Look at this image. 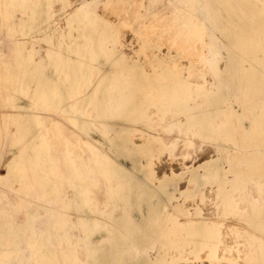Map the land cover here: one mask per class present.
Returning <instances> with one entry per match:
<instances>
[{
  "label": "rangeland",
  "instance_id": "1",
  "mask_svg": "<svg viewBox=\"0 0 264 264\" xmlns=\"http://www.w3.org/2000/svg\"><path fill=\"white\" fill-rule=\"evenodd\" d=\"M15 1L11 5L9 0H0L3 8H0V33H3L0 34V264H86L88 243L94 232L93 221L87 218L93 216L95 204L92 200L95 196L93 180H100V175L102 180L110 179L109 168L106 167V162H109L106 155L108 145L104 139L109 137L111 127L118 131L126 130L121 123L127 121L134 132L144 133L151 139L159 138L150 140L157 148L163 146V141L170 148L179 147L176 168L180 171L181 166L183 169L192 163L195 165L198 160L194 153L200 146L201 137L199 128L190 123L191 113L209 111L206 103L209 104L210 99L219 93L224 109L212 117L215 125L219 121L216 129L219 133L222 117L229 116L228 102L232 103L234 96L236 100L240 96L242 103L245 102L241 96L245 85L241 83L237 88V84L230 81L225 41L217 30L218 26L223 31L222 24L228 21L214 18V14L220 11L225 17L236 13L220 9L221 5L215 0L213 4L212 0H183L187 5L178 0ZM257 4L256 7H264L262 0ZM236 19L233 18L232 27H244L238 26L242 22ZM123 22H127L126 25ZM252 27L258 35L255 38H261L264 44L258 25L254 22ZM23 80L29 84L28 87L31 85L30 89L26 90L27 85L21 84ZM4 85L11 86L12 91L6 90ZM224 88L227 92L223 97ZM7 91L16 98L17 107L12 119L8 117L5 99H1L8 94ZM251 104L240 109L247 111ZM212 112L213 108L210 109ZM96 124L98 127L94 126ZM183 138H190L191 143ZM142 141L146 142L145 139ZM113 143L116 147L115 140ZM216 148H222L221 141L216 142ZM95 165L99 169L96 175ZM168 165L164 162L163 168L159 169L168 172ZM239 169L244 170V167ZM194 175L200 178L204 174L195 169ZM135 178L138 180V175ZM117 179L121 182L124 176L119 174ZM75 191L79 193L76 199L81 202L69 203L68 200H73L74 196L68 198V193ZM100 198L105 200L104 192ZM102 203L98 202L97 206H105L102 209L104 214L110 204ZM69 215L83 216L90 226L84 229L83 221Z\"/></svg>",
  "mask_w": 264,
  "mask_h": 264
},
{
  "label": "crops",
  "instance_id": "2",
  "mask_svg": "<svg viewBox=\"0 0 264 264\" xmlns=\"http://www.w3.org/2000/svg\"><path fill=\"white\" fill-rule=\"evenodd\" d=\"M234 10L238 15L236 20L242 22L241 25L238 26H247V21L244 23V20L242 18H239L241 17V11L244 10L243 6H241L240 4L235 5ZM233 21L234 20L232 19V22ZM238 87L239 85H237V88ZM242 90L243 89H238V91ZM245 90L246 88L244 89V91ZM226 92L227 90L224 88L222 90L223 97L225 95L224 93ZM234 98L232 99V103H236L235 106H237L239 109L241 106L248 107V104L253 102L244 100L245 102L242 103V101L240 100V96L239 98L237 97L239 100H236ZM242 118L243 119L239 121H234V119L230 116H228L227 118L225 116L222 117L220 121V137H216L219 136L216 135L219 134L216 133L219 121H216V123L218 124L215 125V121L211 119L210 122L214 131L212 133H206L208 134L206 135L208 137L200 133V146L196 151L198 153H194V155H196L197 157L199 154V156H201V159H199L198 157L195 165H193L192 163L183 167V169L181 166L180 171H177L176 168V166H178L176 147V149H173L169 146H166L167 144L164 145V143L161 148H157L155 144L150 143V140H158L159 138L155 137L151 139L144 133L134 132L132 128V131H130L128 128V125L130 124L127 123V121L121 123L125 125V128H127L126 130L118 131L115 128L111 127L109 137H106L104 139L105 141L107 139L111 141L110 144L108 142V144L106 143V145H108V154L106 155L108 156L109 160V162H106V167L109 168L110 179H104L103 182L101 181L102 178L100 175V180H96L95 178V181L93 180L99 185L96 183H94L96 185L93 184L95 206L92 211L93 216L87 217L88 219L93 221L92 225L94 232L91 240L88 243L89 257L86 261V264H264V204L263 206H261L263 201L262 199L264 198V152L261 153V157L263 158L262 162L258 163L259 165L257 169L252 170L248 165V162L253 160L258 155L259 146H264V120L257 119L256 116L251 113H248ZM190 123H194L191 117ZM246 125L249 126L246 127ZM228 126L231 129V133L229 132L231 134V138L233 140L241 141V143L243 144V148L239 149L232 147L227 153L229 164L225 165V169L222 170L220 174L217 173L211 174V176H207L205 183L199 186V192H197L196 194H191V192L196 188V184L195 182L189 180L191 173H188V170H191L194 167L200 165L199 173L204 174L205 169L204 167H201V164L217 156L216 142L230 139L228 137L227 131H223V129L226 130ZM117 139L128 141L129 150L135 147L139 148L140 146H145L148 149H144V154L139 156V158H130L131 153L129 151L124 152L122 150H118L113 145V141ZM144 139L146 141L145 143L144 141H142ZM182 140L183 139H181V142ZM184 140L188 139L185 138ZM186 142L191 143V140H188ZM174 145L176 146L178 144L174 143ZM203 147L205 149L209 148L207 149L208 151H203ZM172 150L173 152H171ZM202 151L206 153H203ZM207 152H211V154H208ZM201 153L203 154L201 155ZM207 155L208 157H210L208 158ZM237 161L246 163L243 164V167L246 172L248 171V174L235 173L233 172V170H231V166L234 165L231 163H236ZM164 162L170 164L168 165L170 166L168 172H163L164 170L161 171ZM119 165H122V170H119ZM106 167L104 168L105 170H107ZM159 167H161V169H159ZM98 170L99 169L97 165H95L94 173L97 172L95 173V175L98 174ZM127 171L136 173V175H138L139 187L136 186L137 188H158L168 178H172L176 181L178 189L174 191L175 199L173 202L174 204H179V208L176 209L167 207L166 205L164 206L165 208L162 207L161 212L159 211L157 215L153 217L155 220L154 227L156 230V234L151 239H144V237H142L139 241H136L133 236L131 237L130 228L128 224L125 223L130 219H133L137 222L140 219V222L141 220L143 221L144 219L150 218L148 211H129L128 205L134 202V198H137L138 200L143 199L144 192L143 190H136L134 192V196L129 193V188L131 185ZM119 174L124 176V180H122L121 182H119V180L117 179ZM106 175L107 174H105V176ZM252 184H254L256 188L252 186ZM250 185L254 189L250 187ZM249 190H251L250 194H248ZM103 192L105 197L104 201L100 198ZM105 193L107 195H105ZM78 194L79 193H76V191L74 193H68V198L74 196V199H69L68 202L77 204L80 203L81 200L76 199L77 196L79 197ZM252 194L253 196H251ZM259 195L262 198H259ZM98 196L100 199H98ZM237 196L242 200V203L246 205V207L248 208L247 210L249 211H237L238 209L235 207V202L238 199ZM208 197L210 198L208 199ZM96 200L97 202H95ZM98 200L99 204L102 202H104V204H110V209H108L104 214L102 213L103 211L101 206H97ZM206 201L207 203H205ZM258 202L260 204H258ZM205 206L206 209L209 210V213L208 211H205L206 209H204L203 211V208ZM182 207L185 209L184 212L180 211ZM213 207L218 209H214ZM219 209L223 210V212ZM224 211L225 213H227L225 214ZM206 214L210 215L207 217ZM215 214H217L216 217ZM227 215H230V218L232 217L231 219H233V217H238L237 219H240V221H238L239 223L244 221L245 219V221L240 224L246 225L250 233L252 231V234L255 233V236L253 235L252 237V239L254 240V246L251 247L252 252H250V250L247 255L243 252V250H241L242 248L240 246H232L234 248H232L231 246V248L224 246L222 247V236L224 234L223 225H226L225 221L227 222L228 220ZM69 217L72 219L81 220L83 221V225L90 226L87 220L83 218V216L79 217V215H69ZM108 220L110 222H108ZM115 221L118 222V224H115ZM201 227H203L204 230L201 231ZM229 230H231V228H229ZM200 234L205 237L206 243L203 246H201V244L195 246L193 242L197 243L199 241L198 237ZM246 234L248 233H245L244 235ZM219 238L221 239V241L219 240ZM239 247L240 249H238ZM222 249L223 251H225L223 252ZM229 249H231V251ZM227 251L230 252L228 253ZM200 255L201 258L199 257ZM241 256L244 258H242ZM213 257H217L215 258L216 261ZM239 257H241L242 259H240ZM186 258L192 259H189L191 260L189 261L188 259L186 260ZM226 261H228L229 263ZM73 264L79 263L75 262Z\"/></svg>",
  "mask_w": 264,
  "mask_h": 264
},
{
  "label": "bare ground",
  "instance_id": "3",
  "mask_svg": "<svg viewBox=\"0 0 264 264\" xmlns=\"http://www.w3.org/2000/svg\"><path fill=\"white\" fill-rule=\"evenodd\" d=\"M111 1V0H110ZM125 1V0H124ZM171 1H173V0H171ZM177 1V0H176ZM178 1H183V0H178ZM185 1H187V0H185ZM185 1H183L182 2V4L184 5V4H188V3H186ZM262 1H264V0H262ZM15 0H9V3L11 4V5H14L15 4ZM41 2V1H40ZM39 2V3H40ZM155 2V1H154ZM162 2V1H161ZM164 2V1H163ZM174 2V1H173ZM215 2H218L219 3V5H221V7H220V9L221 8H223L224 10H226V11H229V12H232V13H235V10H234V7H235V5H238V4H240L241 6H243V8H244V10L243 11H241V17H239V18H242L243 20H244V23L247 21V26H244V27H242V28H240V29H235L234 27H232V19L233 18H237L238 17V15L236 14V15H232V14H229V15H227V17H225L224 15H221L220 14V9L219 8H217V9H219V10H217L216 8H213V10L214 11H220L218 14H214V18H215V20H218V19H221V20H227L228 21V23H225V24H222V27H223V31H220L219 29H218V24H216V26H217V30H218V32L220 33V35L222 36V38H223V40L225 41V47H226V51H227V62H228V65H229V78H230V81H232V82H234V83H236L237 85H240L241 83H243L244 85H245V88H246V90L244 91V92H242L241 93V96H242V99H244V100H249V101H253L252 103L253 104H251V106L247 109V111H244V110H241V109H239L237 106H235V105H233L232 103H228L227 104V106H229V116L231 117V118H233L234 119V121H239V120H241V119H243L242 117H244V116H246L248 113H251V114H253V115H255L256 116V118L257 119H259V120H264V44H263V40L261 39V38H258V39H256L255 37H258V35L255 33V29H253V27H252V25L254 24V22H255V25L257 26L258 25V27H259V30L261 31V33H262V35H263V37H264V7L263 8H260V7H256V6H258V0H256L255 2H252L251 0H215ZM121 3V2H120ZM145 3V2H144ZM171 3V2H170ZM178 3V2H177ZM252 3H255L256 5H254V4H252ZM8 4V3H7ZM158 4V3H157ZM212 4H213V0H212ZM215 4V3H214ZM6 5V4H5ZM4 5V6H5ZM44 5V4H43ZM162 5H163V3H162ZM1 6V5H0ZM3 6V5H2ZM3 6V7H4ZM125 6V5H124ZM144 6V5H143ZM145 6H146V4H145ZM144 6V7H145ZM151 6V5H150ZM157 6V5H156ZM182 6V5H181ZM6 8H7V5L5 6ZM4 7V8H5ZM112 7V6H111ZM0 8H2V7H0ZM105 8V7H104ZM156 8V7H155ZM162 8V7H161ZM184 8V7H183ZM3 9V8H2ZM110 9V8H109ZM145 9V8H144ZM152 9H153V7H152ZM152 9H151V11H152ZM1 10V9H0ZM42 10V9H41ZM115 10V9H114ZM159 10V9H158ZM164 10V9H163ZM15 11V10H14ZM142 11V10H141ZM144 11V10H143ZM154 11V10H153ZM108 12V11H107ZM110 12V11H109ZM102 13V12H101ZM125 13V12H124ZM128 13V12H127ZM167 13V12H166ZM178 13V12H177ZM217 13V12H216ZM2 14V13H1ZM0 14V16H2ZM102 14H104V13H102ZM142 14V13H141ZM151 14V13H150ZM168 14V13H167ZM176 14V13H175ZM227 14V13H226ZM101 15V14H100ZM110 15V14H109ZM139 15H140V13H139ZM152 15H153V13H152ZM178 15V14H177ZM151 16V15H150ZM150 16H148V17H150ZM5 17V16H4ZM111 17H112V15H111ZM105 18V17H104ZM141 18V17H140ZM165 18V17H164ZM176 18V17H175ZM112 18H110V20H111ZM115 19V18H114ZM148 19V18H147ZM150 19V18H149ZM154 19V18H153ZM183 19V18H182ZM5 20V19H4ZM113 20V19H112ZM119 20H120V18H119ZM142 20H143V17H142ZM145 20V19H144ZM143 20V21H144ZM161 20V19H160ZM205 20V19H204ZM10 21V20H9ZM126 21H127V19H126ZM149 21V20H148ZM181 21V20H180ZM188 21V20H187ZM254 21V22H253ZM2 22H3V20H2ZM114 22L116 23V20H114ZM131 22H133V21H131ZM171 22V21H170ZM173 22V21H172ZM177 22V21H176ZM30 23V22H29ZM115 23H114V25H115ZM118 23V22H117ZM125 23H127V22H123V24H125ZM174 23V22H173ZM202 23V22H201ZM206 23V22H205ZM221 23H224V22H221ZM142 24V23H141ZM159 24V23H158ZM165 24V23H164ZM182 25H183V23H181ZM185 24V23H184ZM194 24V23H193ZM203 25H204V22L202 23ZM119 25H120V23H119ZM126 25V24H125ZM168 25V24H167ZM176 25V24H175ZM174 25V26H175ZM207 25V24H206ZM141 26V25H140ZM151 26V25H150ZM168 27V26H167ZM178 27H180V26H178ZM182 27V26H181ZM195 27H197V26H195ZM202 27V26H201ZM204 27V26H203ZM116 28V27H115ZM184 28V27H183ZM220 28V27H219ZM128 29V28H127ZM137 29V28H136ZM145 29V28H144ZM150 29V28H149ZM153 29V28H152ZM165 29H166V27H165ZM179 29V28H178ZM198 29V28H197ZM135 30V29H134ZM142 30V29H141ZM168 30V29H167ZM173 30V29H172ZM186 30H187V28H186ZM195 30V29H194ZM203 30V29H202ZM2 31V30H1ZM17 31V30H16ZM120 31V30H119ZM198 31H199V29H198ZM197 31V32H198ZM5 32V31H4ZM165 32H168V31H165ZM179 32V31H178ZM181 32V31H180ZM185 32V31H184ZM200 32V31H199ZM2 33V32H1ZM0 33V34H1ZM128 33V32H127ZM138 33H139V31H138ZM146 33H148V32H146ZM174 33V32H173ZM195 33V32H194ZM194 33H192V34H194ZM207 33V32H206ZM3 34V33H2ZM122 34V33H121ZM124 34V33H123ZM152 34V33H151ZM168 34V33H167ZM174 34H176V33H174ZM180 34V33H179ZM203 34V33H202ZM136 35H139V34H136ZM186 35H187V32H186ZM152 36H153V34H152ZM172 36H174V35H172ZM182 36H183V34H182ZM193 35H191V37H192ZM199 36H200V34H199ZM1 37H3V36H1ZM124 37V36H123ZM148 37H149V35H148ZM171 37V36H170ZM178 37V36H177ZM5 38H6V35H5ZM137 38V37H136ZM146 38V37H145ZM173 38H175V36L173 37ZM189 38V37H188ZM199 38H201V36L199 37ZM1 39V38H0ZM163 39V38H162ZM185 39V38H184ZM190 40H191V38H189ZM202 39V38H201ZM264 39V38H263ZM7 40H8V38H7ZM120 40H122L121 39V37H120ZM171 40V39H170ZM169 40V41H170ZM186 40V39H185ZM144 41V40H143ZM145 41H147V39L145 40ZM150 41V40H149ZM167 41V40H166ZM178 41V40H177ZM181 41H183L182 39H181ZM159 42V41H158ZM164 43H165V40L163 41ZM191 42V41H190ZM206 42H209V41H207L206 40ZM211 42V41H210ZM144 43V42H143ZM150 43V42H149ZM152 43V42H151ZM150 43V44H151ZM172 43V42H171ZM179 43V42H178ZM212 43V42H211ZM125 44V43H124ZM123 44V45H124ZM154 44V43H153ZM160 44V43H159ZM163 44V43H162ZM196 44H198L197 42H196ZM90 45V44H89ZM166 45V44H165ZM195 45V44H194ZM199 45V44H198ZM209 45H211V44H209ZM171 46H172V44H171ZM188 46H189V44H188ZM202 46V45H201ZM161 47H163V45H161ZM182 47V46H181ZM198 47V46H197ZM211 47V46H210ZM30 48V47H29ZM178 48V47H177ZM190 48V47H189ZM188 48V49H189ZM191 48H192V46H191ZM190 48V49H191ZM201 48V47H200ZM2 49V48H1ZM5 49V48H4ZM166 49V48H165ZM187 49V48H186ZM185 49V50H186ZM193 49V48H192ZM198 49V48H197ZM203 49V48H202ZM212 49V48H211ZM217 49V48H216ZM176 50V49H175ZM177 50H179V49H177ZM180 50H182V49H180ZM199 50V49H198ZM145 51V50H144ZM183 52H184V50H182ZM197 51V50H196ZM207 51V50H206ZM213 51H214V49H213ZM173 52V51H172ZM214 52H217V51H214ZM147 54H149V53H147ZM211 54H212V50H211ZM217 54H219V53H217ZM192 55V54H191ZM194 55V54H193ZM181 56V55H180ZM197 56H199L198 54H197ZM211 56V55H210ZM213 56H214V54H213ZM217 57H218V55H216ZM145 57V56H144ZM149 57H151V56H149ZM182 57V56H181ZM180 57V58H181ZM146 58H147V56H146ZM192 58V57H191ZM184 59H187V58H184ZM189 59V58H188ZM210 59H212V58H210ZM149 60H151L150 58H149ZM149 60H148V62H149ZM155 60V59H154ZM191 60V59H190ZM195 60V59H194ZM214 60V59H213ZM152 61V60H151ZM183 61V60H182ZM187 61V60H186ZM192 61H193V59H192ZM208 61H210V60H208ZM218 61V60H217ZM194 62V61H193ZM213 62V61H212ZM155 63V62H154ZM158 63V62H157ZM197 63V62H196ZM207 63V62H206ZM215 63V61L213 62V64ZM201 64V63H200ZM216 64V63H215ZM182 65V64H181ZM204 65V64H203ZM202 65V66H203ZM247 65L249 66V67H247ZM29 66V65H28ZM169 66H171V65H169ZM180 66V65H179ZM30 67V66H29ZM159 67V66H158ZM172 67V66H171ZM210 67V66H209ZM213 67H214V65H213ZM212 67V68H213ZM31 68V67H30ZM153 68V67H152ZM160 68V67H159ZM159 68H157V69H159ZM212 68H211V70H212ZM215 68V67H214ZM161 69V68H160ZM171 69V68H170ZM155 70H156V68H155ZM200 70V69H199ZM161 71V70H160ZM205 71V70H204ZM195 72V71H194ZM197 72V71H196ZM196 72H195V74H196ZM199 72V71H198ZM202 72H203V69H202ZM201 72V73H202ZM211 72H213V70L211 71ZM210 72V73H211ZM38 72H36V74H37ZM176 73V72H175ZM0 74H2V73H0ZM189 74V73H188ZM230 74H235V76H232V75H230ZM213 75V74H212ZM93 76V75H92ZM160 77H161V75H159ZM192 76H194V75H192ZM37 77L39 78L40 76L39 75H37ZM208 77V76H207ZM214 78V77H213ZM176 80H177V78H176ZM209 80V79H208ZM7 80H5V82H6ZM93 81V80H92ZM95 81V80H94ZM131 81V80H130ZM189 81V80H188ZM22 83V85H27V87H26V90H28V89H30V87H31V85L28 87V85L29 84H26L27 82L25 81V80H23V81H21ZM8 83V82H7ZM93 83V82H92ZM130 83V82H129ZM190 83V82H189ZM192 83V82H191ZM196 83V82H195ZM199 83V82H198ZM213 83V82H212ZM165 84V83H164ZM193 84V83H192ZM200 85H202L201 83H199ZM198 84V85H199ZM7 85V84H6ZM45 85V84H44ZM199 85V86H200ZM209 85H211L210 83H209ZM5 86V85H4ZM39 87H42L41 85H38ZM1 87V86H0ZM6 87V86H5ZM197 87V86H196ZM36 89H38L37 87H36ZM3 90H5V88L3 89ZM2 90V91H3ZM6 90H11L12 91V87L11 86H7L6 87ZM122 91V90H121ZM83 92V91H82ZM7 93H8V91H7ZM153 93V92H152ZM181 93V92H180ZM84 94V93H83ZM1 95V94H0ZM154 95H155V93H154ZM153 95V96H154ZM182 95V94H181ZM82 96V95H81ZM150 96H152L151 94H150ZM2 98H4L5 99V101H6V108H7V113H8V117H10L11 119L15 116V109H16V98L13 96V94H11V93H8V94H5L4 96H2L1 97V99ZM124 98V97H123ZM153 98V97H152ZM180 98V97H179ZM36 100V99H35ZM37 101V100H36ZM159 103V102H158ZM162 103V102H161ZM41 104H42V102H41ZM207 105H209V111H207L206 110V112H201V111H199V112H197V113H191V115L190 116H192V121L194 122L193 123V126L194 127H198L199 128V132L200 133H202L203 135H208V134H206V133H212L213 131H214V129H213V127H212V124H211V119H212V117L213 116H215V115H219V113L222 111V109H224V105H223V103H222V100H221V96L219 95V93H218V95L217 94H215L211 99H210V102H209V104L208 103H206ZM156 105V104H155ZM44 106V105H43ZM42 106V107H43ZM94 106H95V104H94ZM3 107V106H2ZM39 107V106H38ZM65 107V106H64ZM157 108H158V106H157ZM211 108H213V112L212 113H210V109ZM42 109V108H41ZM90 109V108H89ZM35 110H37V109H35ZM44 110V109H43ZM42 110V111H43ZM149 110V109H148ZM40 111V110H39ZM92 112V111H91ZM35 113H38L37 111L35 112ZM86 113H87V111H86ZM172 113V112H171ZM43 114V113H42ZM41 114V115H42ZM47 114V113H46ZM89 114V113H88ZM93 114V113H92ZM154 114V113H153ZM2 115V114H1ZM44 115V114H43ZM54 115V114H53ZM147 115V114H146ZM169 115V114H168ZM184 115V114H183ZM6 116V115H5ZM20 116V115H19ZM37 116H38V114H37ZM57 116V115H56ZM154 116H158L159 117V115H154ZM39 117V116H38ZM58 117V116H57ZM60 117H61V115H60ZM88 117H89V115H88ZM149 117V116H148ZM52 119H53V117H51ZM50 118V119H51ZM8 119V118H7ZM43 119V118H42ZM49 119V120H50ZM59 119V118H58ZM66 119V118H65ZM92 119V118H91ZM166 119V118H165ZM173 119H175L174 117H173ZM44 120V119H43ZM38 121V120H37ZM40 121V120H39ZM42 121V120H41ZM59 121H60V119H59ZM72 121H74V120H72ZM66 122H67V120H66ZM166 122V121H165ZM170 122V121H169ZM16 123V122H15ZM50 123V122H49ZM63 125H65L64 123H63V121L61 122ZM133 124H134V122H132ZM157 123V122H156ZM164 123V122H163ZM94 124V123H93ZM245 124V123H244ZM14 125V124H13ZM16 126V125H15ZM47 126V125H46ZM45 126V127H46ZM74 126V125H73ZM94 126H97V124L96 125H94ZM170 126V125H169ZM247 126H249V125H246V127ZM75 127V126H74ZM98 127V126H97ZM246 127H245V129H246ZM70 128V127H69ZM129 129H131L130 127H128ZM59 129V128H58ZM98 129V128H97ZM155 129V128H154ZM159 129V128H158ZM164 129V128H163ZM52 130V129H51ZM72 130V129H71ZM165 130V129H164ZM184 130V129H183ZM182 130V131H183ZM230 128H229V126L226 128V130L225 129H223V131H227V133H228V137L230 138V139H227V140H225V141H221L222 142V148L221 149H218V148H216V151H217V156H215L214 158H212L211 160H209V161H207V162H205V163H203V164H201V167H204V169H205V172H204V175L202 176V177H200V178H197L195 175H194V170L195 169H199V167H200V165H198V166H196V167H194L193 169H191V170H188V173H191L190 174V178H189V180L190 181H193V182H195V184H196V188L192 191V192H194V194H196L197 192H199V186L201 185V184H203V183H205V181H206V179H207V176H211V174H217V173H219L220 174V172L222 171V170H224L225 169V165L226 164H229V161H228V158H227V153L229 152V150L232 148V147H235V148H243V144L241 143V141H238V140H233L232 138H231V132H230ZM19 131V130H18ZM61 131V130H60ZM65 131V130H64ZM67 132V131H66ZM71 132V131H70ZM160 132V131H159ZM174 132V131H173ZM184 132V131H183ZM230 132V133H229ZM19 133V132H18ZM69 133V132H68ZM165 133V132H164ZM167 133V132H166ZM220 133V132H219ZM11 134V133H10ZM45 134V133H44ZM48 134V133H47ZM61 134V133H60ZM73 134V133H72ZM72 134H71V136H72ZM76 134V133H75ZM173 134V133H172ZM46 135V134H45ZM51 135V134H50ZM55 134H52V136H54ZM183 135V134H182ZM64 136V135H63ZM220 136V135H219ZM61 137V136H60ZM59 137V138H60ZM65 137V136H64ZM164 137V136H163ZM185 137V136H184ZM206 137H208V136H206ZM10 138H11V136H10ZM44 138V137H43ZM54 138H56V137H54ZM66 138V137H65ZM69 138V137H68ZM78 138V137H77ZM141 138V137H140ZM162 138V137H161ZM165 138V137H164ZM164 138H162V139H164ZM166 138H168V139H171V138H169V137H166ZM1 139V138H0ZM4 139V138H3ZM9 139V138H8ZM67 139V138H66ZM82 139V138H81ZM136 139H137V137H136ZM183 139H185V138H183ZM189 140H190V138H188ZM62 140V139H61ZM68 140V139H67ZM66 140V141H67ZM83 140V139H82ZM132 140V139H131ZM196 140V139H195ZM57 141V140H56ZM62 141H64V140H62ZM76 141V140H75ZM169 141V140H168ZM172 141V140H171ZM197 141V140H196ZM25 142V141H24ZM47 142V141H46ZM68 142V141H67ZM69 142H71V141H69ZM78 142V141H77ZM81 143H82V141H80ZM106 142H108L109 144H110V140L109 139H107L106 140ZM164 143H165V141H163ZM184 142V141H183ZM62 143V142H61ZM167 143V142H166ZM168 143H170V141L168 142ZM189 143V142H188ZM69 144H71V143H69ZM83 144H85L84 142H83ZM114 144V143H113ZM161 144H163V143H161ZM180 144H181V142H180ZM196 145H198V143H195ZM20 145V144H19ZM51 145V144H50ZM115 145H116V148L118 149V150H122V151H124V152H127V151H129L130 153H131V157L130 158H139V156H141L142 154H144V149H148L147 147H145V146H140L139 148H137V147H135V148H133V149H131V150H129V143H128V141H126V140H115ZM166 145V144H165ZM192 145V144H191ZM7 146V145H6ZM166 146H168V145H166ZM186 146H188V144L187 145H185V147ZM193 146H195V145H193ZM5 147V146H4ZM14 147H16L15 145H14ZM19 147V146H18ZM65 147V146H64ZM71 147V146H70ZM3 148V147H2ZM8 148V147H7ZM50 148V147H49ZM53 148V147H52ZM75 148H77L76 146H75ZM181 148V147H180ZM192 148H194V147H192ZM196 148H198V147H196ZM69 149V148H68ZM78 149H79V146H78ZM97 149V148H96ZM190 149V148H189ZM207 149H209V148H207ZM207 149H205L204 147H203V151L204 150H207ZM77 150V149H76ZM85 150H86V148H85ZM145 150V151H146ZM177 150H179V147L177 148ZM51 151H53V150H51ZM50 151V152H51ZM79 151V150H78ZM84 151V150H83ZM202 151V152H203ZM208 151V150H207ZM7 152V151H6ZM85 152V151H84ZM87 152V151H86ZM176 152V151H175ZM196 152V151H195ZM262 152H264V146H259V152H258V155L253 159V160H251V161H249L248 162V165H249V167H250V169H252V170H255V169H257V167H258V163H260V162H262V158L263 157H261V153ZM191 153V152H190ZM196 153H198V152H196ZM203 153H206V152H203ZM203 153H201V155L203 154ZM208 154H211V152H207ZM59 154H61V153H59ZM89 154V153H88ZM175 154V153H174ZM81 155V154H80ZM86 155H87V153H86ZM85 155V156H86ZM176 155V154H175ZM186 155H187V153H186ZM192 155V154H191ZM57 156V155H56ZM73 156H75V155H73ZM72 156V157H73ZM174 156V155H173ZM177 156V155H176ZM51 157V156H50ZM53 157V156H52ZM81 158H82V156H80ZM190 157V156H189ZM193 157V156H192ZM198 157H199V159H201L200 157L201 156H199V154H198ZM207 157H208V155H207ZM210 157V156H209ZM208 157V158H209ZM58 158V157H57ZM56 158V159H57ZM86 158H87V156H86ZM193 159H195V157L193 158ZM192 159V160H193ZM51 160H52V158H51ZM59 160V159H58ZM73 160V159H72ZM83 160H86V159H83ZM100 160V159H99ZM98 160V161H99ZM93 161V160H92ZM52 162V161H51ZM85 163H86V161H84ZM181 162V161H180ZM183 162V161H182ZM192 162V161H191ZM59 163H60V160H59ZM98 163H100V162H98ZM41 164V163H40ZM79 164V163H78ZM88 164V163H87ZM185 164H186V162H185ZM184 164V165H185ZM231 164H234V165H232L231 166V170H233V172H235V173H243V174H248V171L246 172L245 170H241V169H239L241 166L243 167V164H246L245 162H241V161H237L236 163H231ZM53 165V164H52ZM58 165V164H57ZM66 166H67V164H66ZM85 166H87V165H85ZM120 166V165H119ZM122 166V165H121ZM119 167L120 169L119 170H122V167ZM58 167V166H57ZM80 167V166H79ZM93 167V166H92ZM89 169H90V167H88ZM92 169V168H91ZM26 170V169H25ZM43 170V169H42ZM66 170V169H65ZM70 170V169H69ZM81 170V169H80ZM131 170V169H130ZM44 171V170H43ZM67 171V170H66ZM66 171H65V173H66ZM24 172V171H23ZM37 172V171H36ZM80 172H82V170L80 171ZM25 173V172H24ZM95 173H97V172H95ZM94 173V174H95ZM127 173H128V177H129V179H130V188H129V193L130 194H132L133 196H134V192L136 191V190H143V199H140V200H138L137 198H134V202H132V203H130L129 205H128V208H129V211H136V210H138V211H143V210H145V211H148L149 212V215H150V218L149 219H144L143 221L141 220L140 222H139V220H138V222L137 221H135V220H133V219H130V220H128V221H126L125 223L126 224H128V226H129V228H130V235H131V237L133 236V238H135V240L136 241H139L142 237H144V239H151L155 234H156V230H155V227H154V225H155V220H154V216H156L157 215V213L160 211L161 212V210H162V207H164L165 205L167 206V207H172V208H176V209H178L179 207L176 205V204H174V199H175V194H174V191L176 190V189H178L177 188V185H176V181L174 180V179H170V178H168V179H166L165 180V182L164 183H162L161 185H160V187H158V188H152V187H143V189L142 188H137V187H139L138 185H139V182H138V180L135 178L136 177V173H133V172H128L127 171ZM146 173V172H145ZM50 176V175H49ZM67 176V175H66ZM83 177H84V175H82ZM86 176V175H85ZM98 176V175H97ZM8 178V177H7ZM50 178V177H49ZM69 178V177H68ZM91 178V177H90ZM89 178V179H90ZM93 178V177H92ZM74 179V178H73ZM33 181V180H32ZM66 181V180H65ZM70 181V180H69ZM94 181H95V179H94ZM101 181H103L104 182V180H101ZM36 182V181H35ZM46 182V181H45ZM81 182V181H80ZM50 183V182H49ZM94 183H96V182H93V184ZM101 183V182H100ZM177 183H179V182H177ZM25 184V183H24ZM81 184V183H80ZM96 184H98V183H96ZM96 184H94V185H96ZM103 184V183H102ZM18 185V184H17ZM21 185V184H20ZM34 185V184H33ZM72 185H73V183H72ZM99 185V184H98ZM105 185V184H104ZM107 185V184H106ZM147 185V184H146ZM43 186V185H42ZM91 186V185H90ZM93 186V185H92ZM91 186V187H92ZM102 186V185H101ZM137 186V187H136ZM148 186V185H147ZM252 186H254V184H252ZM251 185H250V187H252ZM262 186V185H261ZM91 187H90V189H91ZM94 187V186H93ZM100 187V186H99ZM255 187V186H254ZM19 188H20V186H19ZM43 188V187H42ZM102 188H104V187H102ZM249 188V187H248ZM253 188V187H252ZM252 188H251V190H252ZM256 188V187H255ZM262 188V187H261ZM43 189H45V187L43 188ZM254 189V188H253ZM238 190V189H237ZM240 190V189H239ZM251 190H249V193L248 194H250V192H251ZM257 190V189H256ZM255 190V191H256ZM34 191H35V189H34ZM45 191V190H44ZM88 191V190H87ZM248 191V190H247ZM258 191V190H257ZM260 191V190H259ZM18 192V191H17ZM36 192V191H35ZM90 192H93V191H91L90 190ZM97 192V191H96ZM107 192V191H106ZM191 192V191H190ZM237 192V191H236ZM239 192V191H238ZM16 193V192H15ZM44 193V192H43ZM46 194V193H45ZM56 194V193H55ZM102 194V193H101ZM259 194V193H258ZM105 195H106V193H105ZM210 195V194H209ZM234 195V194H233ZM263 195H264V193H263ZM46 196H48V195H46ZM45 196V197H46ZM214 196V195H213ZM239 196V195H238ZM237 196V200H236V202H235V207L238 209L237 211H244V212H247V211H249V210H247L248 208L246 207V205L244 204V203H242V200L239 198ZM251 196H253V194L251 195ZM250 196V197H251ZM255 196V195H254ZM39 197V196H38ZM56 197H57V195H56ZM61 197V196H60ZM90 197V196H89ZM107 197V196H106ZM249 197V198H250ZM259 198H262L260 195L258 196ZM257 197V198H258ZM94 198V197H93ZM210 197H208V199H209ZM232 198V197H231ZM3 199H4V197H3ZM26 199V198H25ZM50 199V198H49ZM56 199V198H55ZM92 199V198H91ZM90 199V200H91ZM98 199H100V198H98ZM214 199V198H213ZM252 199V198H251ZM254 199V198H253ZM23 200V199H22ZM41 200V199H40ZM92 200H94V199H92ZM255 200H256V198H255ZM263 201H262V204H261V206H263V204H264V198L262 199ZM20 201V200H19ZM26 201V200H25ZM28 201V200H27ZM45 201V200H44ZM95 202H97V200L95 201ZM99 202V201H98ZM210 202V201H209ZM217 202V201H216ZM220 202V201H219ZM232 202V201H231ZM205 203H207V201L205 202ZM211 203H212V201H211ZM229 203V202H228ZM251 203V202H250ZM256 203V202H255ZM260 203H261V201H260ZM259 202H258V204H260ZM47 204V203H46ZM103 204V203H102ZM214 204V203H213ZM23 205H24V203H23ZM27 205V204H26ZM70 205V204H69ZM208 205V204H207ZM206 205V206H207ZM212 205V204H211ZM215 205V204H214ZM219 205V204H218ZM217 205V206H218ZM67 206V205H66ZM65 206V207H66ZM94 206H95V204H94ZM101 206V205H100ZM107 206V205H106ZM206 206L203 208V211H204V209H206ZM46 207H48V206H46ZM105 207V206H104ZM103 207V208H104ZM233 207V206H232ZM257 207V206H256ZM21 208H23L22 206H21ZM25 208V207H24ZM51 208V207H50ZM102 208V207H101ZM102 208V209H103ZM165 208V207H164ZM209 208V207H208ZM211 208H212V206H211ZM214 208V207H213ZM223 208H224V206H223ZM226 208H229V207H226ZM260 208H262V207H260ZM67 209V208H66ZM77 209H78V207H77ZM99 209V208H98ZM110 209V208H109ZM214 209H218V208H214ZM221 209V208H220ZM219 209V210H220ZM51 210H53V209H51ZM100 210V209H99ZM211 210V209H210ZM236 210V209H235ZM68 211V210H67ZM106 211H107V209H106ZM180 211H182V212H184L185 211V209L182 207L181 209H180ZM205 211H208V213H209V210H205ZM218 211V210H217ZM220 211H222L223 212V210H220ZM19 212V211H18ZM212 212V211H211ZM231 212V211H230ZM12 213V212H11ZM28 213V212H27ZM53 213V212H52ZM207 213V214H208ZM213 213V212H212ZM220 213V212H219ZM224 213H225V211H224ZM227 213V212H226ZM225 213V214H226ZM47 214V213H46ZM50 214V213H49ZM48 214V215H49ZM205 214V213H204ZM206 214V215H207ZM231 214V213H230ZM33 215V214H32ZM206 215H204V216H206ZM210 215V214H209ZM209 215H207V217L209 216ZM212 215V214H211ZM232 215V214H231ZM238 215V214H237ZM25 216V215H24ZM53 216V215H52ZM136 216H137V214H136ZM217 216V214H215V217ZM219 216V215H218ZM225 216V215H224ZM236 216V215H235ZM243 216H244V214H243ZM222 217V216H221ZM12 218V217H11ZM48 218H50V217H48ZM145 218H146V216H145ZM219 218V217H218ZM226 218V217H225ZM227 218H228V220H227V222L225 221V223H226V225L224 226L223 225V230H224V234H223V236H222V247L224 246V247H232V246H240L242 249L241 250H243V252L247 255V253L250 251V252H252V249H251V247L252 246H254L253 245V243H254V240L252 239V237H253V235L255 236V233L254 234H252V232L250 233L249 232V230H248V228L246 227V225H243V224H240V223H243L244 221H245V219H244V221H242V222H238V221H240V219L238 220L236 217L234 218L233 217V219H231L230 218V215H227ZM58 219V218H57ZM80 219V218H79ZM36 220V219H35ZM59 220V219H58ZM62 220V219H61ZM217 220V219H216ZM242 220V219H241ZM19 221V220H18ZM72 221V220H71ZM77 221V220H76ZM247 221V220H246ZM49 222V221H48ZM70 222V221H69ZM73 222V221H72ZM78 222V221H77ZM116 222V221H115ZM219 222V221H218ZM60 223V222H59ZM68 223V222H67ZM215 223V222H214ZM217 223V222H216ZM220 223V222H219ZM224 223V224H225ZM246 223V222H245ZM247 223H249V222H247ZM5 224V223H4ZM74 224V223H73ZM77 224V223H76ZM115 224H118V222H116ZM233 224V225H232ZM24 225V224H23ZM67 225V224H66ZM65 225V226H66ZM71 225V224H70ZM249 225V224H248ZM10 226V225H9ZM38 226H39V224H38ZM72 226V225H71ZM69 227V226H68ZM77 227V226H76ZM83 227H84V229L86 228V226L85 225H83ZM231 228V230H229V228ZM62 228V227H61ZM72 228V227H71ZM78 228V227H77ZM80 228V227H79ZM220 229V228H219ZM250 229V228H249ZM72 230V229H71ZM81 230V229H80ZM202 230H204L203 229V227H201V231ZM231 231V232H230ZM258 231H260V230H258ZM257 231V232H258ZM13 233V232H12ZM65 233V232H64ZM222 233V232H221ZM245 233H248V234H246V235H244ZM70 234V233H69ZM59 236V235H58ZM77 236H78V234H77ZM80 236V235H79ZM221 236V235H220ZM22 237V236H21ZM81 237V236H80ZM259 237V236H258ZM66 238V237H65ZM199 241L197 242V243H195V242H193L194 243V245L195 246H197V245H199V244H201V246H203V245H205V237H203V235L202 234H200L199 235ZM24 239V238H23ZM83 239V238H82ZM260 239H262V238H260ZM1 240V239H0ZM68 240H70V239H68ZM67 240V241H68ZM219 240L221 241V239L219 238ZM257 240V239H256ZM31 242V241H30ZM75 242H77V241H75ZM36 243V242H35ZM63 243V242H62ZM70 243H72V242H70ZM74 243V242H73ZM21 245V244H20ZM72 245V244H71ZM74 245V244H73ZM83 245V244H82ZM70 246V245H69ZM75 246V245H74ZM78 246H80V245H78ZM29 247V246H28ZM77 247V246H76ZM219 247V246H218ZM230 247V248H231ZM240 247L238 248V249H240ZM63 249H61V250H64V247H62ZM232 248H234V247H232ZM65 249H66V247H65ZM236 249V248H235ZM83 250L85 251V249L83 248ZM230 251H231V249H229ZM233 250V249H232ZM79 251H81V250H78V252ZM222 251H223V249H222ZM221 251V252H222ZM225 251V250H224ZM223 251V252H224ZM230 251H227L228 253L230 252ZM234 251V250H233ZM239 251V250H238ZM70 252V251H69ZM68 253V252H67ZM87 253V252H86ZM235 253V252H234ZM241 253V252H240ZM239 253V254H240ZM243 253V254H244ZM15 254V253H14ZM19 254V253H18ZM218 254V253H217ZM236 254V253H235ZM242 254V255H243ZM205 255H206V252H205ZM238 255V254H237ZM236 255V256H237ZM7 256H9L8 254H7ZM30 256V255H29ZM62 256V255H61ZM85 256V255H84ZM219 256H221V255H219ZM223 256V255H222ZM227 256V255H226ZM235 256V257H236ZM255 256V255H254ZM253 256V257H254ZM32 257V256H31ZM200 258H201V255L199 256ZM211 257V256H210ZM224 257V256H223ZM242 257V256H241ZM239 257L240 259H242V258H244V257ZM247 257V256H246ZM43 258V257H42ZM68 258H69V255H68ZM74 258H75V256H74ZM80 258V257H79ZM174 258H175V256H174ZM176 258H177V256H176ZM214 258V257H213ZM215 258H217V257H215ZM214 258V260L216 261V259ZM227 258V257H226ZM237 258V257H236ZM252 258V257H251ZM255 258V257H254ZM29 259V258H28ZM41 259V258H40ZM55 259V258H54ZM189 260V259H192V258H186V260ZM224 259V258H223ZM229 259H231V258H229ZM62 260V259H61ZM182 260V259H181ZM200 260V259H199ZM205 260V259H204ZM211 260V259H210ZM227 260V259H226ZM237 260H238V258H237ZM255 260V259H254ZM57 261V260H56ZM81 261H84V259L83 260H81ZM80 261V262H81ZM185 261V260H184ZM189 261H191V260H189ZM193 261H196V260H193ZM208 261H209V259H208ZM212 261V260H211ZM220 261H221V259H220ZM239 261V260H238ZM243 261V260H242ZM61 262H63V261H61ZM188 262V261H187ZM206 262V261H205ZM226 262H228V261H226ZM229 263V262H228ZM231 263V262H230ZM205 264V263H204ZM210 264V263H209ZM239 264V263H238ZM253 264V263H252Z\"/></svg>",
  "mask_w": 264,
  "mask_h": 264
}]
</instances>
